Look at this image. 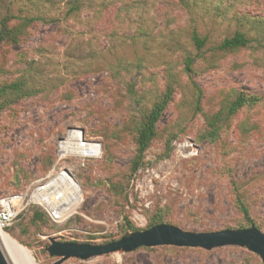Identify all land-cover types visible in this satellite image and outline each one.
Returning a JSON list of instances; mask_svg holds the SVG:
<instances>
[{
	"label": "rangeland",
	"instance_id": "1",
	"mask_svg": "<svg viewBox=\"0 0 264 264\" xmlns=\"http://www.w3.org/2000/svg\"><path fill=\"white\" fill-rule=\"evenodd\" d=\"M73 5L76 10L70 11ZM244 15L250 21L264 18V0H0V18H10L11 24L34 19L23 42L1 48L0 83L18 76L26 60L35 69L32 82L38 89L0 113V196L24 191L46 176L56 164L58 141L70 130L80 129L102 145L98 160L80 165L66 159L55 166L68 169L79 184L82 201L72 217L61 226L36 228L28 223V210L17 221L20 226L7 233L30 252L34 264L59 260L46 251L50 239L103 245L132 232L125 218L143 231L162 211L169 225L185 232L233 229L240 215L228 178L220 175L226 168L246 189L264 233V104L239 111L217 142L199 140L202 114L215 113L229 91L264 100V48L215 50L237 30L252 41L264 38V28L244 24ZM193 31L206 40L200 51L191 41ZM187 58L202 92V113L195 112V89L183 69ZM168 82L174 91L158 137L129 175L134 122ZM171 134L172 151L161 157ZM114 184L121 189L115 191ZM61 264L262 263L236 246L208 251L157 246Z\"/></svg>",
	"mask_w": 264,
	"mask_h": 264
},
{
	"label": "trees",
	"instance_id": "2",
	"mask_svg": "<svg viewBox=\"0 0 264 264\" xmlns=\"http://www.w3.org/2000/svg\"><path fill=\"white\" fill-rule=\"evenodd\" d=\"M75 10L76 6L73 5L70 8V11ZM241 18L243 19L242 21H244V24L249 22L251 27L256 31L264 28V18H252L253 20L251 21L249 20L251 18L245 15ZM33 21V18L23 17L18 18L15 24H11L10 18H0V51L3 47L17 46L23 42L27 35V29ZM191 41L198 51L204 47L206 42V40L200 38L195 31L191 34ZM252 42L256 45L254 46ZM262 42H264V38L252 41V39L248 37L247 32L237 30L230 37L222 39L215 50L221 54L235 53L249 48L257 50V47L262 50L264 48ZM25 63V68L18 76L0 83V113L5 109L16 107L23 99L37 94L38 89L33 86L32 82L35 69L33 65L26 62V60ZM192 65L193 60L187 58L184 61L183 69L195 89L196 96L193 102L195 112L202 113L200 107L202 92L192 81L193 75L195 74ZM0 69L1 72L4 73V68L0 67ZM173 91L174 88L171 82L166 83L165 88L158 99L134 122L132 134L134 154L129 165V175L135 174L138 171L142 165L146 150L149 148L152 141L158 137L157 126L163 112L172 101ZM229 92V99H227L215 113L210 115L202 114L204 115V129L199 136V140H206L211 143L217 142L220 138L221 132L228 128L230 121H232L239 111L243 108H252L264 104V100L261 96L236 89ZM174 137L175 135L171 134L164 140L161 157L169 156L172 151L171 142ZM220 175L228 178L231 192L233 194V206L236 212L240 215V220L235 224V227L229 230L247 229L253 226L261 231L262 224L257 222L252 216V208L248 202L246 189L233 179L229 168H226ZM112 188L117 191L118 189H121V186L119 184H114ZM30 210L31 213L28 218V223L31 226L36 228H40V226L44 227L46 224L50 225V227L55 226L42 211L36 208H31ZM16 224L17 222L11 228L5 230V232L8 233L16 226ZM159 224H171L164 211L157 213V215L150 218L147 229ZM17 226H20V224H17ZM125 226L132 232L136 231L127 218H125ZM24 229L25 228H22L20 233H25Z\"/></svg>",
	"mask_w": 264,
	"mask_h": 264
},
{
	"label": "built area",
	"instance_id": "3",
	"mask_svg": "<svg viewBox=\"0 0 264 264\" xmlns=\"http://www.w3.org/2000/svg\"><path fill=\"white\" fill-rule=\"evenodd\" d=\"M62 147H74L77 153L62 150ZM101 156V142L87 138L80 129H73L58 141L55 161L58 164L66 159H76L83 165L86 160H98ZM56 164L46 176L24 191L0 196V231L11 228L31 208L42 211L55 227L76 213L82 201L79 184L68 169L56 171Z\"/></svg>",
	"mask_w": 264,
	"mask_h": 264
},
{
	"label": "water",
	"instance_id": "4",
	"mask_svg": "<svg viewBox=\"0 0 264 264\" xmlns=\"http://www.w3.org/2000/svg\"><path fill=\"white\" fill-rule=\"evenodd\" d=\"M46 248L49 256L61 264L69 258L86 260L91 257L115 252L129 253L139 247L174 246L211 250L223 246L245 248L264 264V233L251 226L247 229L221 230L209 233H191L167 224H159L143 231L126 232L119 240L103 245L60 243L49 240ZM0 264H6L0 254Z\"/></svg>",
	"mask_w": 264,
	"mask_h": 264
},
{
	"label": "bare ground",
	"instance_id": "5",
	"mask_svg": "<svg viewBox=\"0 0 264 264\" xmlns=\"http://www.w3.org/2000/svg\"><path fill=\"white\" fill-rule=\"evenodd\" d=\"M62 150L77 153V150L74 147L70 149L62 147ZM75 190L77 191L76 187ZM0 254L6 264H34L30 252L18 241L2 231H0Z\"/></svg>",
	"mask_w": 264,
	"mask_h": 264
}]
</instances>
